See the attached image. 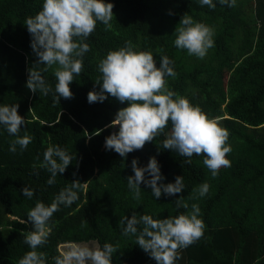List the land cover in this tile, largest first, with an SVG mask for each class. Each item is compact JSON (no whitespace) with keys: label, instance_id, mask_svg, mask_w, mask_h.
Returning <instances> with one entry per match:
<instances>
[{"label":"trees","instance_id":"1","mask_svg":"<svg viewBox=\"0 0 264 264\" xmlns=\"http://www.w3.org/2000/svg\"><path fill=\"white\" fill-rule=\"evenodd\" d=\"M105 2L114 5L111 28L97 22L85 41L90 51L83 56L84 70L70 84L73 98L61 97L54 104L53 70L45 72L44 65L35 63L24 24L42 9L43 0H0V106L17 104L25 118L18 135L32 137L25 150L17 146L15 153L10 152L16 136L0 125V264H18L30 250L24 233L33 225L23 221L37 200L50 204L73 180L80 182L79 198L54 213L47 243L37 249L45 253L46 264H55L59 243L88 240L100 247L105 243L116 247L112 264H156L136 244L135 236L122 234L120 219L130 218L133 212L137 217L147 214L161 219L188 214L193 203L201 210L204 235L181 250L176 264H264V0H236L235 7L213 0L215 9L201 6L198 0ZM183 15L215 30V46L204 59L189 56L173 43ZM127 41L134 50L151 52L157 67L161 55L173 62L177 76L167 78L169 88L229 131L231 167L221 168L213 178L202 156L194 155L188 164L174 151L162 147L158 151L165 134L124 158L106 150L105 137L111 128L105 126L127 105L111 96L90 104L87 93L99 90L95 84L101 75L99 60ZM30 68L42 71L53 92L33 93L26 87ZM99 130V135H91ZM49 146H59L73 157L53 185L46 183L51 174L39 167ZM153 156L164 177L162 183L181 175L185 188L156 198L142 183L137 201L127 186V177L133 175L131 161L137 158L138 166H145ZM203 183L210 185L208 194L191 199L192 190ZM24 186L34 191L31 199L22 194ZM177 199L189 207L178 208Z\"/></svg>","mask_w":264,"mask_h":264},{"label":"clouds","instance_id":"2","mask_svg":"<svg viewBox=\"0 0 264 264\" xmlns=\"http://www.w3.org/2000/svg\"><path fill=\"white\" fill-rule=\"evenodd\" d=\"M198 3L211 9L216 7L213 0H198ZM217 3L227 7L236 6V0H217ZM113 7L111 2L105 0H43L42 9L26 18L24 24L31 37L30 47L37 57L35 63L44 65L45 72L52 69L56 79L54 104H59L61 97L73 98L70 84L83 72V56L90 51L85 41L95 31L97 22L106 29L111 28ZM179 25L175 28V47L186 50L189 56L204 59L209 49L215 46L214 28L196 22L188 15L181 16ZM159 51L162 52V49ZM172 63L166 55H161L157 67L151 52L134 50L132 43L127 41L124 46L108 51L99 60L98 71L101 75L95 80L99 90H90L87 101L90 104L103 102L107 96H111L127 105L119 108L114 119L105 126H118V130L105 137L106 150L115 151L124 158L165 134V139L157 146L158 151L161 147L174 151L185 157L188 164H191L194 155L202 156L203 165L215 178L221 168L231 167V161L227 158L232 151L228 144L230 133L220 126L218 120L210 118L199 106H194L186 97L169 88L167 78L177 76ZM26 87L33 93L48 95L53 92L42 71L31 68L28 70ZM0 125L16 136L10 143V152L15 153L17 146L23 151L32 142V137L27 133L18 135L21 126L25 125V118L18 113L17 104L0 106ZM166 128L169 129L167 133ZM100 131L91 135H99ZM72 159L61 147L49 146L39 165L51 174L46 183L53 185L57 174H62ZM131 168L133 175L127 177V186L137 201L141 199L142 183L150 187L156 198L162 192L171 196L185 188L181 175H177L174 182L162 183L164 177L154 156L145 166H138V159L133 158ZM79 188L80 182L73 180L50 204L37 200L27 212V221L23 223L31 222L33 229L24 233V243L30 250L18 260V264H46L45 253L37 249L47 243L54 213L60 211L61 205L71 206L79 198ZM209 188L208 183L201 184L192 190L193 196L190 198L206 196ZM21 191L29 199L34 196V191L29 187L24 186ZM176 206L189 207L182 199L176 200ZM191 209L188 214L163 219L147 214L137 217L133 212L130 218L124 216L120 219L122 234L135 236L136 244L156 264H176L181 258V250L195 244L204 235L205 224L199 218L201 210L195 203ZM116 251L117 248L110 243L102 247L70 244L54 260L55 264H112L111 257Z\"/></svg>","mask_w":264,"mask_h":264},{"label":"rangeland","instance_id":"3","mask_svg":"<svg viewBox=\"0 0 264 264\" xmlns=\"http://www.w3.org/2000/svg\"><path fill=\"white\" fill-rule=\"evenodd\" d=\"M70 244H84V245H88L90 247H95L97 246L96 241L95 240H88V241H81V242H70V243H59L58 244V249L60 251H64L66 250L67 246Z\"/></svg>","mask_w":264,"mask_h":264},{"label":"water","instance_id":"4","mask_svg":"<svg viewBox=\"0 0 264 264\" xmlns=\"http://www.w3.org/2000/svg\"><path fill=\"white\" fill-rule=\"evenodd\" d=\"M115 127H117V126H114V127L111 128L110 133L114 131Z\"/></svg>","mask_w":264,"mask_h":264}]
</instances>
